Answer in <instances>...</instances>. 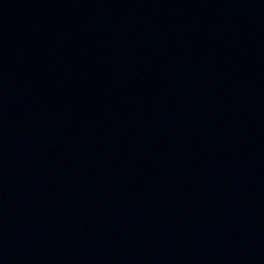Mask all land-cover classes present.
<instances>
[{"label":"water","instance_id":"1","mask_svg":"<svg viewBox=\"0 0 264 264\" xmlns=\"http://www.w3.org/2000/svg\"><path fill=\"white\" fill-rule=\"evenodd\" d=\"M0 264H264V0H0Z\"/></svg>","mask_w":264,"mask_h":264}]
</instances>
